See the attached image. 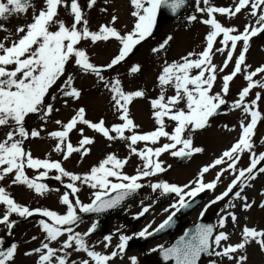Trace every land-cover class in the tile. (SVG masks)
Segmentation results:
<instances>
[{"label":"snow or ice","instance_id":"snow-or-ice-1","mask_svg":"<svg viewBox=\"0 0 264 264\" xmlns=\"http://www.w3.org/2000/svg\"><path fill=\"white\" fill-rule=\"evenodd\" d=\"M95 4L96 0H87L86 7L91 9ZM195 4L196 12L207 16V19L200 22L210 27L205 37L206 46L199 53L189 52L179 61L171 63L164 61L156 77L159 93L149 100L156 127L151 132L140 133L137 131L139 125L131 118L130 105L136 99H146V91L143 88L126 91L119 76L109 79L104 73L115 70L125 63L133 50L154 34L158 12L168 9L175 15L186 5V0H130L134 23L132 29L124 33L114 27L118 19L115 15L112 16L109 25H101L97 31L90 30L89 21L79 0H43V6L38 10L33 0H0V32L6 33L0 39V130H5L3 138L0 139V182L7 178L11 185H23L37 195H44L51 189L40 181L48 178L50 170H55L58 174L54 179L64 183L63 178H67L68 183L64 186L70 190L65 191L60 197V202L66 206V212L59 214L49 209H30L17 202L6 187L0 185V205H3L0 224L7 227L9 234L16 224L15 220L10 219L12 214L25 219L40 214L51 221L50 223L45 220L39 221L44 240L41 241L40 247L25 253L37 254L36 264H108L110 260L123 253L132 236H120V243L116 246L118 251L114 250L110 254L97 252L86 240L97 225L93 223L84 233L74 231V226L81 220L78 213H101L121 205L130 194L143 186L139 183L140 180L156 176L171 167L170 165L165 167L164 162L159 159L163 153L183 159L203 152L202 147L194 145L193 134L207 127L210 118L218 115V110L227 103L223 97L229 92V82L237 73H243L248 83L239 92V98L231 107L242 110L245 115L251 117L250 121L246 124L241 121V133L236 142L210 164L204 165L194 181L184 185L170 184L166 181L149 185L154 192L160 189L163 194H175L178 198L169 206L174 211L154 231L160 232L171 226L176 212L192 206L186 198L193 199L205 190H215L225 172L232 175L231 182L223 192L204 206L201 217L212 204L224 200L230 194L242 202L244 210L252 207V203L248 202L242 192L245 186H251L246 182L255 180L258 174H264L262 163L264 152L257 154L252 140L261 115L254 109L257 101L264 97L260 92H257L255 99L250 102L246 101V97L254 87L264 89V76L258 81L253 79L258 74H264V65L247 71L250 65L245 64V54L250 39L264 33V0H236L234 8L214 7L210 0H203L204 7H200L201 0H195ZM245 8L250 9L255 24H246L243 32L234 27L223 26L214 15L219 13L231 18ZM61 9L70 19L61 15ZM29 10L30 22L16 26L13 33L5 22L13 17L27 16ZM197 19L196 15L187 17L189 22ZM221 35L223 38L219 43L224 47L213 50L214 42ZM13 36L16 38L13 39ZM111 39L119 44L117 53L105 65L93 63L82 42L90 41L94 45ZM171 40L172 36L166 37L151 51L157 55L166 51V46ZM238 42H242V48L239 56L234 59L233 53ZM225 51L226 59L223 66L218 67L213 63L212 57L215 52ZM233 59V70L222 77L221 91L213 92L218 72H223ZM70 67L96 77L110 93L112 107L120 123L106 126L103 119L93 122L87 119L86 109L78 107L66 122L59 119L54 121L58 129L48 133V136L56 141L53 151L62 154L65 160L73 152L80 153L82 157L87 155L90 152L88 146L95 143V138L84 135V127H78L83 125L109 142L124 141L130 154L138 156L142 161L136 175H127L122 171L128 163V158L121 159L115 153H108L98 165L80 175L67 171L60 161L35 158L31 151L25 148V141L39 138L40 133L44 131L43 123H47L52 114L59 111L53 102L61 100L67 107L69 101L81 99L82 89L75 85V76L69 71ZM141 70L140 64H132L129 66L128 74L135 75ZM169 90L172 91L171 95L168 94ZM50 100L52 102H49ZM29 117L42 121L41 127L29 129L26 126ZM169 127L171 131L168 130ZM73 130L81 137L77 146H73L69 138ZM161 138L166 142L161 144ZM140 142L145 144L143 149L136 147ZM245 152L249 155V164L240 168L238 164ZM217 166H221V169L216 178L205 183L204 174ZM26 168L35 170L38 174L29 177ZM41 169L43 171H40ZM110 178H114L116 182ZM78 183L85 184L93 190L90 203H83L77 196L80 191ZM228 206L235 207L231 201ZM149 207L150 205L144 207L138 216L148 212ZM260 207H264V202ZM227 218L231 219L233 225L237 223L235 213L228 212L226 216H220L218 219L220 229L225 227ZM152 234L146 228L138 233V236L146 238ZM61 237L65 238L61 240ZM229 238L228 233L217 232L211 224H197L194 231H186L170 247L165 248L161 245L159 248L164 259L174 261V264H199L202 254H213L210 251L213 245L220 249L214 253L216 256L227 257L228 260L235 261V264H246L247 246L253 242L264 252V230L245 225L239 243L229 244ZM32 239L35 240L36 237ZM104 240L110 243L111 236H105ZM52 242H57L59 247H52ZM2 246L3 240L0 239V264H14L17 245L13 243L7 248ZM108 246L106 243L105 247ZM79 252L86 253L88 259H81L79 262L71 259L73 253ZM130 259L132 264H136L135 257Z\"/></svg>","mask_w":264,"mask_h":264},{"label":"rangeland","instance_id":"rangeland-1","mask_svg":"<svg viewBox=\"0 0 264 264\" xmlns=\"http://www.w3.org/2000/svg\"><path fill=\"white\" fill-rule=\"evenodd\" d=\"M236 0H210V4L214 7H225L234 8ZM33 3L38 10L43 6V0H33ZM81 7L84 9L85 16L89 21V27L92 31H97L101 25H109L112 16L118 17L114 27L121 33L128 32L132 29L134 18L131 16L133 10L130 5V0H96V4L93 8L88 9L86 7L87 0H79ZM200 7H204L203 0H201ZM195 0L190 1L189 8L186 13L178 20L168 24V26L160 33V35L151 42H145L141 49L135 55H130L125 63L118 66L115 70H108L104 73L106 78H113L119 76L122 81L123 87L126 91H132L138 88H143L146 91V99H136L130 105V115L134 122L139 125L137 129L140 133L151 132L155 129L156 125L152 117V109L150 107L149 100L155 98L159 89L156 87V77L161 71L162 65L165 60L169 63L172 61H179L181 57L186 56L189 52L199 53L206 46V35L210 31V27L201 23L203 19H207L206 14L196 12ZM61 15L66 19L67 14L63 9L60 10ZM190 15H196L198 19L196 21L189 22L187 17ZM215 17L221 22L223 26L234 27L240 32H243L246 24H255V18L250 15V9H242L236 16L229 18L227 15L219 13L214 14ZM31 10L27 16L13 17L10 21L5 22L6 26L14 33L15 28L18 25L30 22ZM6 33L0 32V39ZM172 36V40L166 46V51H162L160 54H154L151 49L158 46L163 40ZM16 37L13 36V39ZM222 35L217 37L214 42L213 50L216 48L224 47L219 43L222 39ZM230 43V42H229ZM82 46L87 49V52L93 63L97 65H105L110 59L117 53L119 44L116 40L111 39L108 42H97L92 44L90 41L82 42ZM242 48V42L237 43V49L233 53V57L239 56V51ZM226 59V51L224 53L215 52L212 57V61L218 67L223 66V61ZM234 59L228 63V66L224 68L223 72H218L217 79L214 83L213 92H220L222 88V77L229 74L234 67ZM140 64L142 66L141 72L135 75H129L128 69L132 64ZM245 64L250 65L247 71H252L257 67L264 65V38L259 42H256L255 37H252L249 41V48L245 54ZM69 71L75 76V85L82 89V97L79 101H69L67 107L64 106L61 100L53 102L55 107L59 109L58 112H54L47 123H43L35 117H29L26 120V126L29 129H39L43 123L44 131L40 133L39 138H32L25 141V148L31 151V154L35 158L39 159H50L60 161L62 167L67 171L83 175L90 171L91 167L98 165V163L105 158L108 153H115L119 158H128V163L124 166L122 171L127 175H136L138 167L142 166V161L136 155H131L129 149L124 141H113L109 142L101 135L95 133L91 129L83 125L78 127H84V135L94 137L95 143L88 146L90 152L87 155L81 156L80 153L73 152L67 160L63 158V155L53 151L56 141L48 136V133L58 129V126L54 123L55 120L67 121L73 114L74 110L78 107H84L87 113V119L96 122L103 119L106 126H111L114 123H120L117 114L115 113L112 102L110 99V93L104 89L103 85L97 81L96 77L90 74H84L76 71L74 68H69ZM264 74H258L254 77V80H261ZM247 81L244 79L243 73H237L232 81L229 82V92L223 98L226 100V108L223 113L209 121L207 128L198 130L193 134L194 145L203 148V152L193 154L192 160L185 164L180 165L177 157H172L169 153H163L159 159L164 162V166L170 165L167 171L158 173L156 176L144 178L139 181L143 186L139 188V195L130 203V207L127 208L126 212L122 215L131 214L133 216L139 214L142 209L150 205V209L147 212L148 218L137 227V231L144 229H151L158 225L166 216L170 214L174 209L169 206L173 204L178 198L168 200L162 203L161 199L163 196L162 190L158 189L155 192L149 186L152 183L166 181L170 184L184 185L190 181H194L200 169L210 164L217 157H219L226 149L231 147L233 143L239 138L241 133V121L245 124L251 119L250 116L245 115L240 109H233L232 103L239 98V92L247 86ZM260 92L261 96L264 97V89L254 87L249 96L246 97V101L255 99V94ZM169 95L172 91L169 90ZM49 102H52L51 100ZM254 110H258L261 114L258 118L256 127L254 129V135L252 140L255 145V152L259 154L264 152V98L257 101ZM227 126V127H226ZM171 131V127L168 128ZM5 130L0 132V139L3 138ZM129 133H126V135ZM69 138L73 146L78 145L80 135L78 132L73 130L69 134ZM166 142L164 138H161L160 143ZM152 147L158 145H149ZM136 147L143 149L145 147L144 142L138 143ZM249 164V155L247 152L242 154L241 161L238 167L244 168ZM221 166L210 169L208 173L204 174V182H210L216 178V174L220 171ZM40 171H43L42 169ZM26 174L29 177H34L38 173L35 170L27 169ZM54 174V175H50ZM58 173L55 170L48 172V177L56 176ZM113 182H116L114 178H110ZM232 175L230 172H225L221 177V181L217 183L215 190H205L203 194H206L207 202L209 203L216 195L223 192L227 185L231 182ZM43 180V179H42ZM64 183L60 181L59 188H52L50 191H46L44 195H37L33 190L28 189L23 185H11L9 179H5L0 182V185L5 186L7 191L11 194L14 199L22 205L28 206L30 209L42 208L56 211L59 214L66 212V206L60 202V197L65 191H70L65 188L64 184L68 183L67 178H63ZM41 182V181H40ZM42 183V182H41ZM250 183L251 186H245L242 192L243 196H246L249 203H252V207L248 210H244L242 202L232 197H226L224 200L218 201L211 206L215 208L223 209L220 216H226L228 212H234L237 216V223L234 225L235 236L228 240L229 244L239 243L241 240L242 228L246 225L249 228H256L257 230H264V207H260V204L264 202V174H258L257 178L253 181L246 182ZM80 191L77 196L83 203H90L92 200V189L85 184H79ZM239 189H234L237 191ZM75 199V197H70ZM189 200V198H186ZM229 201L235 205V207H229ZM204 204L201 208L193 215L189 217L194 219L195 216L201 214L204 210ZM168 209V211H165ZM210 209H207L209 211ZM3 215V205H0V216ZM219 216V217H220ZM18 215L12 214L10 219L17 221ZM20 219H22L20 217ZM24 219V218H23ZM46 219H37L24 225L22 229L14 236L13 242L20 244L23 241L25 234L31 235V239L36 237L37 240L33 243L22 242L19 247V256L22 255L24 250H31L40 247L41 241L44 240V233L41 230L39 221ZM233 225L230 218H227L226 225L222 229L229 233V229ZM90 227V222H86L82 226L74 229V231L84 233ZM230 234V233H229ZM231 235V234H230ZM26 235L25 237H27ZM43 236V237H41ZM40 238V239H39ZM65 237H61L63 240ZM0 239H10L9 230L3 224H0ZM92 240V239H91ZM91 240L87 242L90 243ZM119 242L120 240H115ZM167 239H161L157 242L150 244V248L147 250H156L158 246H163ZM52 247H59L57 242H52ZM135 250H130L131 256ZM137 253V252H135ZM137 255V254H135ZM247 261L246 264H264V252H262L256 243H251L247 246ZM139 256V255H137ZM131 258V257H130ZM140 259V258H139ZM141 260V259H140ZM130 262L131 259H130ZM143 264L142 261H139ZM224 264H235V261H230L227 257L223 259ZM18 264V263H17Z\"/></svg>","mask_w":264,"mask_h":264},{"label":"water","instance_id":"water-1","mask_svg":"<svg viewBox=\"0 0 264 264\" xmlns=\"http://www.w3.org/2000/svg\"><path fill=\"white\" fill-rule=\"evenodd\" d=\"M188 2L189 0H186V5L178 11L177 14H172L170 10L168 9H162L160 11V14H164V17H165V21L164 20H161L159 19L157 22H156V26L154 28V34L148 38V39H153L154 37H156V35L159 33V31L165 26V23L166 21H169V20H173V19H176L178 18L187 8L188 6ZM264 36V33L260 34L258 37H257V40H259L260 38H262ZM143 43V42H142ZM142 45V44H141ZM141 45H138L134 50H133V54L136 53L139 48L141 47ZM224 108V106H222L218 112L219 114L221 113L222 109ZM216 116V115H215ZM191 158L190 157H185L183 159H181V163H184L186 161H188L189 159ZM264 163V162H262ZM49 183V182H47ZM113 196L115 195V193L112 194ZM137 195V190L135 192H133L132 194H130L124 201H122L121 205L117 206L116 208L114 209H109L107 211H104V212H101V213H83L81 216V220L82 221L83 219H85L86 217H90V216H93V215H103V216H108L110 214H112V212H114L116 209L122 207L126 202L132 200L135 196ZM175 196V194H166L165 198L166 199L167 197H173ZM204 200L203 196H199L197 198H195L192 202H190L192 204V206L190 208H185V209H181L180 211H178L177 215L173 217V222L171 223V226H167L165 227L163 230H161L160 232H155L153 233L152 235L150 236H147L146 238H141L139 239L138 241L134 242L135 245H141V248L142 249H145V246L146 244L148 243V241L150 240H153V239H156L160 236H163L167 230H170V235L173 236L174 233H176V226L177 224L188 214L190 213L194 208H196L202 201ZM40 214H34L33 216H31L29 219L33 218V217H37L39 216ZM79 221V222H80ZM22 222H18L14 225V227L11 229V232L12 234H14L15 232H17L20 227L22 226ZM190 231V230H189ZM9 247L8 245H5L3 248H7Z\"/></svg>","mask_w":264,"mask_h":264},{"label":"flooded vegetation","instance_id":"flooded-vegetation-1","mask_svg":"<svg viewBox=\"0 0 264 264\" xmlns=\"http://www.w3.org/2000/svg\"><path fill=\"white\" fill-rule=\"evenodd\" d=\"M207 215L210 216L212 214L208 212ZM131 220H132V218L125 217V216H115V217L109 219L105 224V229H104L103 234L97 235L95 232H93V233H91V235H93L94 238H98V239H102V240L104 239L105 236H111L110 243L105 241V240L104 241L94 240L90 244V246L93 248V250L100 252L102 254H110L114 250L118 251L117 247L114 246L113 241H115V237L117 235L121 236V235H125L126 233H131V228L129 226ZM196 221H198V219L195 220L193 223H195ZM216 222H217V227H218V221H216ZM97 223L98 222L95 221V224H97ZM117 226H119L118 230L116 229ZM217 232H218V229H217ZM129 242L130 241H128L126 245H128ZM106 243H108V245H109L107 248L105 247ZM216 251H220V249L215 246L214 253ZM124 253H125V250L123 253H120L117 257L110 260L108 262V264H129V263H127V257L125 256ZM214 253H213L214 258L216 260H220L221 256H216ZM31 257H34V254H32V255H25L24 254V255H20V256L15 254L14 262L27 261ZM71 259H74L77 262H79L81 259H88V257L86 256V253L79 252V253H73ZM33 261H35L34 258H33ZM200 263L201 264H208L209 260L203 259Z\"/></svg>","mask_w":264,"mask_h":264}]
</instances>
